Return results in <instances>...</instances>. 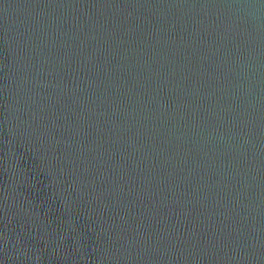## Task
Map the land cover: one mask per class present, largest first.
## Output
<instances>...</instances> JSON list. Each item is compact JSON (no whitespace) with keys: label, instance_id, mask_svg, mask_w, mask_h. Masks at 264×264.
Instances as JSON below:
<instances>
[{"label":"water","instance_id":"obj_1","mask_svg":"<svg viewBox=\"0 0 264 264\" xmlns=\"http://www.w3.org/2000/svg\"><path fill=\"white\" fill-rule=\"evenodd\" d=\"M0 264H264V0H0Z\"/></svg>","mask_w":264,"mask_h":264}]
</instances>
